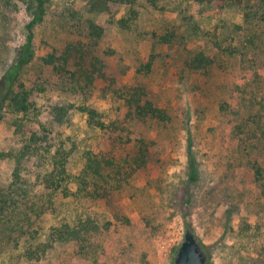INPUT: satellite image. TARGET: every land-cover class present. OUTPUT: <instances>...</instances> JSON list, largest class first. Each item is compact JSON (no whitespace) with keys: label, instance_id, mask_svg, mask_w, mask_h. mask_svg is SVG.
Here are the masks:
<instances>
[{"label":"rangeland","instance_id":"obj_1","mask_svg":"<svg viewBox=\"0 0 264 264\" xmlns=\"http://www.w3.org/2000/svg\"><path fill=\"white\" fill-rule=\"evenodd\" d=\"M32 1L0 0L4 95L2 77L25 41ZM93 1L50 0L34 28V58L16 84L29 93L30 112L17 114L9 98L4 103L0 264H168L186 228L197 235L209 264H264V191L253 182L252 160L238 148L231 122L235 84L244 82L242 72L251 78V65L264 64V48L258 56L255 50L230 53L248 43L245 24L264 18V0H242L223 13L189 0H159L155 9L134 0L139 14L127 28L119 24L127 6L92 12ZM89 23L103 29L100 39L91 38ZM154 34L173 37L162 45ZM199 53L214 65L188 71L185 62ZM50 55L62 58L66 72L43 64ZM237 55L240 64L234 68ZM94 64L100 71L94 72ZM83 71L90 82L81 79L77 87L73 74ZM135 89L143 91L141 105L164 111L167 122L132 116L125 94ZM55 106L67 109L63 124L52 116ZM82 107L96 110L99 121L116 124L118 131L91 128ZM45 131L51 151L63 146L68 158L72 180L58 193L43 184L51 158L45 164L41 152L23 153ZM138 149L146 157L140 167L134 163ZM97 161L112 163L102 165V176L89 169ZM95 185L107 191L96 194ZM7 202L14 203L9 215ZM86 210L98 228L90 246L50 243L53 228L74 227Z\"/></svg>","mask_w":264,"mask_h":264},{"label":"trees","instance_id":"obj_2","mask_svg":"<svg viewBox=\"0 0 264 264\" xmlns=\"http://www.w3.org/2000/svg\"><path fill=\"white\" fill-rule=\"evenodd\" d=\"M147 6L151 9L157 8V2L159 0H143ZM194 2L201 8L206 10H211L212 12L223 13L232 6L240 5L242 0H189ZM31 5V22L27 25V35L24 43L20 47L17 57L13 65L4 73L2 77V89H5V101L9 98L12 108L17 114H29L30 103L28 101L29 93L24 89L23 85L20 84L19 88L16 86L18 79L20 77L21 71L24 66L32 62L34 58L33 52V38H34V28L36 25L41 23L46 14L47 8L50 0H33ZM110 4H124L129 9L127 10V15L125 19L119 20V24L122 28L128 27V20L131 18H137L138 11L133 8L136 4L134 0H94L92 12L104 13L108 10ZM100 6V11L95 10L97 6ZM246 28L248 29L250 37L248 38V43L240 49L235 47L233 51H230L232 55H236L235 51L240 50H255V56L263 53L264 48V18L259 17L257 19L248 20L246 22ZM92 39H100L103 34V29L97 27L94 23H89L87 26ZM243 26H238L237 33L242 35L241 31ZM173 35H164L160 38L154 34V39H158L159 43L162 45H167L172 39ZM264 56V55H263ZM239 57H243V53L239 54ZM237 55V62H234V68H237L240 64V60ZM236 59V57H235ZM61 57H56L50 55L42 59L43 64L46 67H52L54 71L58 74H63L66 72L67 64L61 62ZM64 60V59H63ZM214 65V62L207 58L204 54L199 53L191 57L185 62V67L190 72H197L200 70H209ZM94 72L100 71V64L93 65ZM149 68V67H148ZM245 70V69H243ZM249 72L251 73V78H247L246 72L241 73L239 79H244L242 84H235V96H236V109L232 111L233 117L231 122L233 123V138L237 139V146L240 151L248 152L250 159L252 160V170L254 172L253 182L256 184L258 189H263L264 191V64L257 66L253 64L249 67ZM77 75L79 81H77ZM73 81L77 87L81 85V79L90 82V73L84 72L79 74H73ZM19 90V91H17ZM141 89H135L132 93L127 92L125 100L129 104V107L133 111L132 116L143 122H167L166 113L156 107L151 103H146L141 105V98L143 91ZM2 94V93H0ZM123 96V95H121ZM81 112L88 117V125L100 132H108L113 134L118 131L116 124L107 126L103 122L99 121L98 113L96 110L82 107ZM52 116L55 118L57 124H63L67 120V109L65 107L55 106L52 111ZM51 135L47 131L43 132V139L37 141L29 142L27 148L23 150V153H38L41 152V157H44V163L49 157L51 158L48 163L49 173H46L43 177V184L45 189L58 193L63 189H66L67 184L72 180L68 171V158L64 152V147H58V150L51 151ZM138 157L135 159L134 163L140 167V164H146V157L143 151L140 152L138 149ZM259 158L263 159V163L259 162ZM107 160H111L106 158ZM47 162L45 164H47ZM112 163L108 161H97L89 165V169L96 176H102L101 171L102 165H111ZM118 175H121V171H117ZM86 187V185H84ZM95 193H105L106 188L102 185L99 187L95 185ZM12 202H7L4 214H11L13 211ZM79 220L76 222L74 227L72 226H62L61 228H53L50 233V243H60V242H79L84 243L83 246H90V242L93 237L97 235L98 228L94 223V219L90 214V210H86L79 213ZM6 223H11L9 220ZM43 256V255H40Z\"/></svg>","mask_w":264,"mask_h":264},{"label":"water","instance_id":"obj_3","mask_svg":"<svg viewBox=\"0 0 264 264\" xmlns=\"http://www.w3.org/2000/svg\"><path fill=\"white\" fill-rule=\"evenodd\" d=\"M5 96L0 94V123L3 119ZM209 254L203 248L197 235L191 228L184 230V236L176 254L168 264H209Z\"/></svg>","mask_w":264,"mask_h":264}]
</instances>
